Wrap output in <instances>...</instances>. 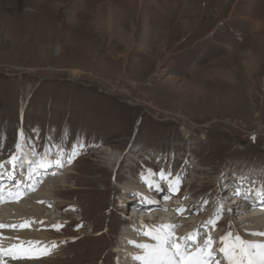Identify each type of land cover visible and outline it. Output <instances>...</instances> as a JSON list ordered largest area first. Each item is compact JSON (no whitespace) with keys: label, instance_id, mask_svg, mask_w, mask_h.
Returning <instances> with one entry per match:
<instances>
[{"label":"rangeland","instance_id":"1","mask_svg":"<svg viewBox=\"0 0 264 264\" xmlns=\"http://www.w3.org/2000/svg\"><path fill=\"white\" fill-rule=\"evenodd\" d=\"M252 51L260 56L250 88L241 71L234 84L214 76L216 69L236 74ZM19 130L39 137L18 154L21 181L50 144L69 152L83 145L72 163L49 169L55 174L45 172L22 196L45 206V227L29 229L59 242L50 264H134L141 251L127 242H143L156 224L139 220L141 204L127 208L131 190L162 208L178 203L166 214L178 215L177 225L166 221L175 236L187 219L203 246L211 227L213 251L226 264L218 250L229 230L264 242L250 235L264 227L247 219L264 217V198L255 194L264 186V0H0V162L15 153ZM166 163L180 178L175 192L150 174ZM2 171L5 178L12 165ZM50 179L55 186L41 189ZM148 182L165 191L154 194ZM237 190L248 206L233 203ZM24 201L0 205L1 216L36 222ZM0 237V247L3 238L5 247L32 240Z\"/></svg>","mask_w":264,"mask_h":264},{"label":"snow or ice","instance_id":"2","mask_svg":"<svg viewBox=\"0 0 264 264\" xmlns=\"http://www.w3.org/2000/svg\"><path fill=\"white\" fill-rule=\"evenodd\" d=\"M38 139V136L29 138L25 136L23 130L18 131V140L14 144L15 153L11 155L8 161L0 162V203L6 202V196L8 201L16 202L20 197L27 194L21 189L22 181L16 176L18 167L16 162L19 159L18 154L21 152L22 147L28 144L29 140H32L30 146L35 148ZM82 147V144H77L71 147L69 152L68 149L50 144L49 150L41 153L36 161H29L34 167L28 170L27 180L29 184L27 187L32 191L35 190V187L31 185L32 176L35 171H40L43 175L49 169L64 167L65 163H72V160L78 155V149ZM33 154L36 155L35 152ZM5 164L12 165V171L9 172V176L15 180L14 188L16 191L7 190L6 192V186L2 185L4 178L2 170L5 168ZM51 174L54 175L55 172ZM150 174L158 175L161 181H167L168 190L173 192L178 190L177 186L180 183V178L177 175L174 180L172 179L173 171L171 170L170 163H166L165 168L160 169L158 172H152L150 170ZM36 183L39 184L42 181L37 179ZM148 186L150 188L154 186L157 192L165 191L159 183L153 184L152 182H148ZM249 191L252 190L250 189ZM237 194H239V190H237ZM255 194L258 198H264V186L256 189ZM177 211L182 213L185 210L178 209ZM222 215L223 205L221 203L217 217L210 219L207 224L215 227L217 219L222 218ZM6 227L24 229L30 227V222H24L18 225L0 224V229ZM53 227L59 231L63 225L57 224ZM173 227L172 225H162L150 231H143V236L149 237L155 242L152 244L128 241L127 243L132 244L142 252V254L134 255L132 257L133 261L139 262V264H221V261L216 258L217 252L213 251L212 246L214 241L210 235L205 240L204 245L200 246L198 243V231L189 234L187 237H177L172 231ZM164 229H168V231H164ZM137 234L140 235L141 233L138 232ZM250 235L264 236V232L251 233ZM180 241H183V243ZM221 244L222 246L218 251L223 255L226 264H264V243H255L242 238L238 234L233 235V233L228 232L226 236L222 237ZM56 248H58L56 242L46 243L39 240H19L17 244H13L10 247H0V264H8V259L5 258H9L11 261H37L42 257L50 255Z\"/></svg>","mask_w":264,"mask_h":264},{"label":"bare ground","instance_id":"3","mask_svg":"<svg viewBox=\"0 0 264 264\" xmlns=\"http://www.w3.org/2000/svg\"><path fill=\"white\" fill-rule=\"evenodd\" d=\"M161 8V7H160ZM159 8V9H160ZM145 39V38H144ZM144 41V40H143ZM142 41V42H143ZM247 55H242V56H244V62L242 61V59H241V61H240V67H239V69L238 70H233V71H235V73L236 74H234V73H232V71L231 72H229V73H226V72H223V71H220V70H218V69H216V70H214L213 71V73H214V76H219V78L221 79V80H225V79H227V80H229L230 78H226V77H231V78H233L234 80H233V84L234 83H236V82H238V74H239V71H241L242 72V75H243V78L245 79L246 78V80L247 81H245V86H248L249 88L251 87V85H252V78H253V76L254 75H256V73H254V74H252V72H251V70L253 69V66H254V62H255V60L256 59H258V57L260 56V55H258L259 53H254V51H252L250 54H248V53H246ZM243 58V57H242ZM257 61V60H256ZM257 63V62H256ZM239 65V64H238ZM255 66H258V65H255ZM256 70V69H255ZM254 70V71H255ZM257 71V70H256ZM235 76H234V75ZM208 76V75H207ZM213 75H211V77H214ZM206 77V76H205ZM209 78V77H208ZM207 78V79H208ZM206 80V79H205ZM226 82H228V81H226ZM256 83V82H255ZM244 84V83H243ZM242 85V84H241ZM56 170H57V168H55ZM59 171V170H58ZM9 172H11V171H9ZM35 172H37V171H35ZM39 172V171H38ZM38 172L37 173H35V175L34 176H32V180H31V182L33 181V183H34V185H38L37 183H36V181H37V179H39L40 180V176H43L41 173H39V175H38ZM51 172H52V170H48L47 172H46V175L47 176H49V175H51ZM23 177L24 178H22V184H21V189L23 190V191H25L26 193H28V190H29V188L27 187V185H28V180H27V176H28V171H24L23 172ZM8 176V177H7ZM5 178H3V181H2V183H3V186H6V192H7V190H12V191H16V189L14 188V185H15V180H13L9 175H7ZM17 176V175H16ZM10 181V182H9ZM9 182V183H8ZM33 183H32V185H33ZM57 183V180L56 179H50L45 185H44V187H42L41 189H43V188H45V187H47V186H49L50 184L52 185V186H55V184ZM146 184V183H145ZM148 184V183H147ZM23 187V188H22ZM149 187V186H148ZM150 189H152V191H153V193L154 194H159V192H157L156 190H155V188H153V187H151ZM130 190V189H129ZM128 194H134V196H133V198L131 197V198H128L125 202L127 203V208H130L131 206H138L139 204H141L139 207H138V210L137 211H141V215L142 216H144V219L142 220V221H146V218L147 217H149V218H153L154 217V222H155V224L156 225H154L155 226V228H159L160 226H162V225H167L166 224V221L167 222H170V223H172L173 222V224L174 225H177L176 223H177V220L176 219H178V215L174 218V217H172V216H167L166 214H168L169 215V211H170V208H173V205H178V203L176 204V202H174L175 204H172V203H166V201H164V203H166V204H163V205H165V207L164 208H162L161 207V204H160V206L157 204V202H155V200L153 201V200H148V202H147V200H144L143 199V204L140 202V203H138L139 202V200L142 198V197H144L145 195H147V194H145L144 192H139V193H136L135 191H133V190H131V191H126ZM30 193V192H29ZM33 194H35V193H31L30 195H33ZM137 196H139V199H135V197H137ZM29 195H27V196H25V197H20L19 199H18V201H16V202H14L15 203V207H17L18 206V204L19 203H21L23 200H25L21 205L23 206V205H25L26 203H28V204H30L31 206H32V209H33V211H34V213H35V215L36 214H38V216H39V219H37V221L36 222H34V220L33 221H31L30 222V224H35V225H40L41 227H45V226H43V225H41V223H40V216H41V214H43V212H45V206L44 205H42L41 204V200H39V198H36V197H31V198H29ZM233 198V197H232ZM26 199H28V200H26ZM5 200H6V202H4V203H7V205L8 206H10L8 203L9 202H11V201H8V199H7V196L5 197ZM247 200V199H246ZM150 201V202H149ZM170 201H172V200H170ZM235 202V205H238V203H243L244 201H241V202H239L238 200H234L233 201V203ZM4 203H0V205L2 206V204H4ZM131 203H133V204H131ZM138 204V205H137ZM250 203H248V201H245V205H249ZM20 205V206H21ZM19 206V207H20ZM251 206V205H250ZM258 206H261V209L262 210H264V203H261L260 205H258ZM140 207H145V208H142V209H140ZM146 207H149V210L146 208ZM166 207H169V208H166ZM175 207V206H174ZM246 207V206H245ZM245 207H244V209H242V211H247L246 209H245ZM254 207V206H253ZM15 209H17V208H15ZM6 209H5V207H3V208H0V224H4V225H12V224H21V223H24V222H26V221H24V220H21V221H18V222H16V221H14V223H10L11 221H10V219H9V217H7V216H1V213H3L4 211H5ZM143 211V212H142ZM20 212H23V210H21ZM134 212H135V210H134ZM140 213V212H139ZM237 213V211H235L234 212V216H235V214ZM4 214V213H3ZM33 214V213H32ZM150 214V216H147V215H149ZM138 215H140V214H138ZM140 215V216H141ZM236 217H238V216H236ZM134 218V217H133ZM175 219V220H174ZM242 219H244V218H242ZM247 219H250V220H252V221H258L257 222V225L255 226H251V227H255V228H260L261 227V229H262V227H264V217H260V215H258L257 217L254 215V216H250L249 218H247ZM140 220V219H139ZM184 220V221H183ZM179 221H182V225L183 226H186V228L188 227V228H191V231H189V230H187L186 228H182V230L181 229H179V228H177V227H175L178 231L176 232V233H178V234H180V237H187V236H189V234H191V233H194V232H197V230H196V225L194 224V222H192V221H187V219H180ZM133 224V223H132ZM39 226V227H40ZM134 228H135V232L136 233H138V232H141V229H142V226H134ZM152 229H154V228H150V230H152ZM16 230H19V232H15ZM174 230V229H173ZM134 231V230H133ZM164 231H167V229H164ZM59 232H62V228H60V230H59ZM199 232V231H198ZM229 232H230V230H229ZM0 233H4V234H10V235H13V236H16V234L18 235V238H21V237H28V238H30V239H32V240H39V241H43V242H46V243H49V242H56L57 243V245L59 244V242L58 241H52V240H50V237H46L47 235H48V232L47 231H43L42 232V235L41 234H33L32 232H31V230L29 229V227L28 228H24V229H12V228H8V227H6V228H4L3 230L2 229H0ZM36 233V232H35ZM205 240L208 238V236L210 235L211 236V234L213 233L212 232V230H211V227H208V229H205ZM214 234V233H213ZM129 236V235H128ZM133 236V235H132ZM141 236V235H140ZM178 236V235H177ZM131 237V236H130ZM179 237V236H178ZM129 238V237H128ZM201 238V237H200ZM248 238V237H247ZM140 239H141V237H140ZM205 240H204V242H205ZM212 240L214 241V238H212ZM140 241V240H139ZM216 241V240H215ZM181 243H183V241H180ZM203 242V243H204ZM6 243L8 244V242L3 238L2 239V246H4L5 247V245H6ZM141 243H149V244H152V243H155L154 241H152L149 237L147 238V239H145L143 242H141ZM198 243H200L199 242V240H198ZM255 243H264L261 239H260V241H257V242H255ZM131 245V244H130ZM130 245H129V247H130ZM59 246H60V244H59ZM59 246H58V248H56V249H54L53 251H52V253L50 254V255H48V256H45V257H42L40 260H37V261H11L9 258H5V259H8V264H50V262L51 261H53L54 259H56L58 256H59V253H58V250H59ZM5 248H7V247H5ZM194 250V249H193ZM141 251V250H140ZM141 254H142V252H140ZM131 262H134L133 260H131ZM139 262H134V264H138Z\"/></svg>","mask_w":264,"mask_h":264},{"label":"trees","instance_id":"4","mask_svg":"<svg viewBox=\"0 0 264 264\" xmlns=\"http://www.w3.org/2000/svg\"><path fill=\"white\" fill-rule=\"evenodd\" d=\"M0 134H1V131H0ZM244 196V195H243ZM245 198L249 199L248 197L244 196Z\"/></svg>","mask_w":264,"mask_h":264}]
</instances>
